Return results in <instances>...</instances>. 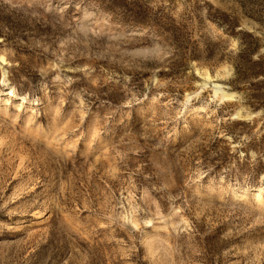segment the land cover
Segmentation results:
<instances>
[{
	"label": "rangeland",
	"instance_id": "374dc122",
	"mask_svg": "<svg viewBox=\"0 0 264 264\" xmlns=\"http://www.w3.org/2000/svg\"><path fill=\"white\" fill-rule=\"evenodd\" d=\"M0 82V264H264V0H0Z\"/></svg>",
	"mask_w": 264,
	"mask_h": 264
},
{
	"label": "bare ground",
	"instance_id": "6f19581e",
	"mask_svg": "<svg viewBox=\"0 0 264 264\" xmlns=\"http://www.w3.org/2000/svg\"><path fill=\"white\" fill-rule=\"evenodd\" d=\"M219 90H221V89H219ZM219 90H218V91H219Z\"/></svg>",
	"mask_w": 264,
	"mask_h": 264
},
{
	"label": "snow or ice",
	"instance_id": "6c2138e0",
	"mask_svg": "<svg viewBox=\"0 0 264 264\" xmlns=\"http://www.w3.org/2000/svg\"><path fill=\"white\" fill-rule=\"evenodd\" d=\"M0 83H2V82H0Z\"/></svg>",
	"mask_w": 264,
	"mask_h": 264
}]
</instances>
